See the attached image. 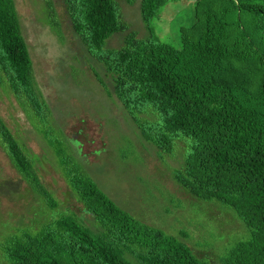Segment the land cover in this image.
Listing matches in <instances>:
<instances>
[{
	"label": "trees",
	"instance_id": "trees-1",
	"mask_svg": "<svg viewBox=\"0 0 264 264\" xmlns=\"http://www.w3.org/2000/svg\"><path fill=\"white\" fill-rule=\"evenodd\" d=\"M170 1L141 0L147 38L127 24L117 0H63L64 16L142 137L164 154H184L175 182L190 197L235 211L248 227L250 239L214 264H264V0H195V23L182 29L180 49L152 34ZM51 26L63 38L55 15ZM119 34L123 45L108 48ZM0 85L37 131V122L48 125L40 134L99 225L94 231L76 214L40 223L37 233L3 245L9 264H207L179 238L118 206L78 162L70 140L55 135L15 0H0ZM0 149L33 190L44 191L36 158L1 116Z\"/></svg>",
	"mask_w": 264,
	"mask_h": 264
},
{
	"label": "rangeland",
	"instance_id": "rangeland-1",
	"mask_svg": "<svg viewBox=\"0 0 264 264\" xmlns=\"http://www.w3.org/2000/svg\"><path fill=\"white\" fill-rule=\"evenodd\" d=\"M117 1L127 24L142 38L151 36L142 18L141 0L133 5ZM15 2L37 87L51 111L50 124L56 136L70 140L78 162L100 189L137 220L179 238L207 264L218 262L238 243L248 241L251 233L235 211L190 197L175 182L174 173L183 168L184 154L179 149L164 154L142 137L115 95L105 68L69 27L63 0ZM54 15L63 38L51 26ZM194 23L195 0H171L151 29L153 36L180 49L182 29ZM124 39V34L116 35L108 48H120ZM0 116L36 158L44 186V191L33 190L0 149V264H9L4 244L25 233H37L40 223L65 214H76L98 232L97 221L84 212L56 154L40 134L48 125L37 122V131L15 96L2 85Z\"/></svg>",
	"mask_w": 264,
	"mask_h": 264
}]
</instances>
